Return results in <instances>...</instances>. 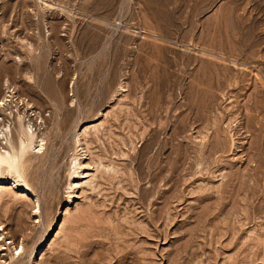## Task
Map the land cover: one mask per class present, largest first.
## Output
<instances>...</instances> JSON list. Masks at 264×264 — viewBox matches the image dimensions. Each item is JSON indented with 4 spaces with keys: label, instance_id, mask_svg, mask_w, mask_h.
Returning a JSON list of instances; mask_svg holds the SVG:
<instances>
[{
    "label": "rangeland",
    "instance_id": "obj_1",
    "mask_svg": "<svg viewBox=\"0 0 264 264\" xmlns=\"http://www.w3.org/2000/svg\"><path fill=\"white\" fill-rule=\"evenodd\" d=\"M18 115L0 264H264V0H0Z\"/></svg>",
    "mask_w": 264,
    "mask_h": 264
},
{
    "label": "bare ground",
    "instance_id": "obj_2",
    "mask_svg": "<svg viewBox=\"0 0 264 264\" xmlns=\"http://www.w3.org/2000/svg\"><path fill=\"white\" fill-rule=\"evenodd\" d=\"M2 102L4 103L5 101ZM18 117L20 120V122L18 121L20 124V129L18 130H20V132H18L19 135L16 140L13 139L11 125L2 122V118L0 117V139H4L6 144L5 146L3 145L4 143L0 141V180L7 179L10 184V189H16L23 193L27 199L33 201L34 207H37L35 212H41L38 198L30 189L29 183L22 174V169L24 158L27 153L30 152V150H33V152L40 151L43 148L44 140L36 136L34 130L31 129V126L24 123L22 124L23 121H21V115H18ZM3 244L4 249H6L7 243L5 242ZM18 247V245L15 246L14 251L17 250ZM23 250L24 246L21 245L20 250L17 253L20 254Z\"/></svg>",
    "mask_w": 264,
    "mask_h": 264
}]
</instances>
